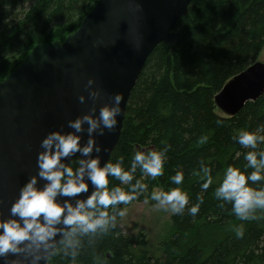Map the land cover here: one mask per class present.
<instances>
[{"label":"trees","instance_id":"trees-1","mask_svg":"<svg viewBox=\"0 0 264 264\" xmlns=\"http://www.w3.org/2000/svg\"><path fill=\"white\" fill-rule=\"evenodd\" d=\"M98 1L0 0V83L36 44L63 42L77 31ZM177 30L183 38L174 49L163 43L148 58L110 160L122 156L127 164L135 150L166 149L164 174L144 177V182L149 192L153 187L167 188L168 177L182 170V187L190 204L200 192L192 175L198 161L211 166L214 182L202 193L195 217L187 209L173 215V236L162 244L158 258L145 251L144 240L123 235L118 217L117 226L96 237L94 244L88 237L81 238L83 248L76 264H93L97 255L107 264H264V210H257L254 220L241 221L231 213L230 204L221 207L214 195L223 170L229 164L242 168L246 163L242 155L246 149L233 140L234 131L264 125V95L232 117L215 104L225 84L256 63L264 49V0H192L189 15L178 22ZM201 136H207L203 144L198 143ZM109 179L110 186L119 183ZM147 195L122 207L149 201ZM238 225L244 229L239 238L235 236ZM69 261L58 253L48 264Z\"/></svg>","mask_w":264,"mask_h":264},{"label":"clouds","instance_id":"clouds-1","mask_svg":"<svg viewBox=\"0 0 264 264\" xmlns=\"http://www.w3.org/2000/svg\"><path fill=\"white\" fill-rule=\"evenodd\" d=\"M93 83L94 78L89 77L85 84L93 102L89 110L67 121L70 131L52 130L41 139L35 174L20 186L7 218L0 217V264H47L48 258L58 253L69 257V264H76L83 248L81 238L88 237L94 244L96 237L117 226L118 217L125 216L122 205L144 193H148L145 199L155 202V207L173 215L183 214L185 209L193 217L199 212L202 193L214 182L212 168L204 160L192 170L200 192L191 204L182 187V170L168 177L167 188L153 187L149 192L144 182V177L164 174L166 149L135 150L127 164L122 156L102 162L100 153L107 149L95 137L116 129L123 94H111V103H103L98 115H94L101 89L91 87ZM85 99L84 94L78 96L81 103ZM232 138L246 149L242 153L246 163L242 168L229 164L218 178L214 195L221 207L231 205L230 211L237 219L254 220L257 210H264V147H260L264 144V125L255 130L236 129ZM206 140L207 136H201L198 143ZM74 156L78 158L73 167L70 161ZM110 177L119 183L110 186ZM243 235V226H236L235 236ZM93 264L107 262L97 255Z\"/></svg>","mask_w":264,"mask_h":264},{"label":"water","instance_id":"water-1","mask_svg":"<svg viewBox=\"0 0 264 264\" xmlns=\"http://www.w3.org/2000/svg\"><path fill=\"white\" fill-rule=\"evenodd\" d=\"M191 2L99 0L64 42L36 44L0 83V217L7 218L20 186L35 174L41 139L52 130L70 131L67 121L91 107L85 88L89 77L94 78L91 87L101 89L94 115L103 103H111V94H123L116 129L95 137L107 149L100 153L102 162L111 159L130 96L148 58L161 44L172 50L182 40L177 24L188 17ZM80 94L86 97L83 103L78 100ZM263 95L264 64L257 61L225 84L215 96V104L232 117Z\"/></svg>","mask_w":264,"mask_h":264},{"label":"rangeland","instance_id":"rangeland-1","mask_svg":"<svg viewBox=\"0 0 264 264\" xmlns=\"http://www.w3.org/2000/svg\"><path fill=\"white\" fill-rule=\"evenodd\" d=\"M59 27L62 26H57L53 31ZM59 41L61 42L60 39ZM258 62L264 64V49L258 57ZM154 203L149 200L126 207V214L121 217L118 226L125 237L144 240L146 242L145 251L158 258L162 254V244L173 236V214L155 207Z\"/></svg>","mask_w":264,"mask_h":264}]
</instances>
